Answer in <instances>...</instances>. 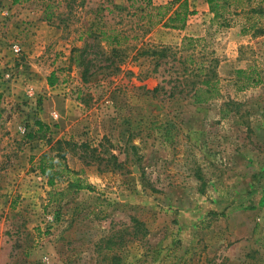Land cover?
<instances>
[{"label":"rangeland","instance_id":"374dc122","mask_svg":"<svg viewBox=\"0 0 264 264\" xmlns=\"http://www.w3.org/2000/svg\"><path fill=\"white\" fill-rule=\"evenodd\" d=\"M133 1L0 0V264H264V0Z\"/></svg>","mask_w":264,"mask_h":264},{"label":"trees","instance_id":"16d2710c","mask_svg":"<svg viewBox=\"0 0 264 264\" xmlns=\"http://www.w3.org/2000/svg\"><path fill=\"white\" fill-rule=\"evenodd\" d=\"M221 1H227V0H208L209 4V10L211 13H213L214 18L218 16V6ZM129 5H133V0H127ZM143 3H145L146 7H150L148 10V14H150V18L148 19L150 25L154 24H161L163 27L171 28V29H183L186 25V21L188 19L189 15L194 14V11L189 8L187 0H172L168 2L165 5H159L152 7L151 0H144ZM141 12H144V8L138 9ZM152 12L154 14H152ZM151 17H153L155 20H152ZM112 39L117 43L116 37H112ZM195 40H199L198 38L194 39L191 37L184 38V43H191ZM111 44V43H110ZM86 44H84L83 49L81 52H84ZM166 49L162 48L161 52H164ZM117 50L115 48L111 49L112 53H115ZM158 52V53H161ZM153 55L157 53V51L151 52ZM210 65V64H209ZM87 71L85 67L82 70V76ZM210 71H206L205 75H208ZM215 81L211 80L210 77L204 78V80H201L199 84L194 88L192 98L195 103H205L209 99L213 98L216 94L217 87L215 86ZM48 84L53 85L54 84V78L50 76L48 78ZM156 91V88L152 90V92ZM38 126H41L40 122H36ZM52 166L46 167L43 164V161L40 163V169L43 174L46 175L48 180V185L52 186L54 183L55 177L60 176V172L58 170H53L51 168ZM68 169V168H65ZM69 171V170H67ZM75 173V172H74ZM91 186L82 182L78 177L73 178L68 182L67 190H81V189H90Z\"/></svg>","mask_w":264,"mask_h":264},{"label":"crops","instance_id":"0c3cea01","mask_svg":"<svg viewBox=\"0 0 264 264\" xmlns=\"http://www.w3.org/2000/svg\"><path fill=\"white\" fill-rule=\"evenodd\" d=\"M160 1V0H159ZM161 1H164V2H167V1H170V0H161ZM201 2V0H197V2ZM201 9H203V10H205V9H208V4L205 2V3H202V5H201ZM193 11H194V14H192V15H189L188 16V19H187V21H186V25H185V27L187 26V22H188V20H189V18L190 17H192V16H195L196 14H197V12H195V11H197V7H194L193 8ZM184 27V28H185ZM183 28V29H184ZM178 30H182V29H178Z\"/></svg>","mask_w":264,"mask_h":264},{"label":"built area","instance_id":"2783aa9c","mask_svg":"<svg viewBox=\"0 0 264 264\" xmlns=\"http://www.w3.org/2000/svg\"><path fill=\"white\" fill-rule=\"evenodd\" d=\"M12 50H13L14 53H18V52L20 51V48H19L18 45H13V46H12ZM53 117H54V118H57V114L54 113V114H53Z\"/></svg>","mask_w":264,"mask_h":264}]
</instances>
